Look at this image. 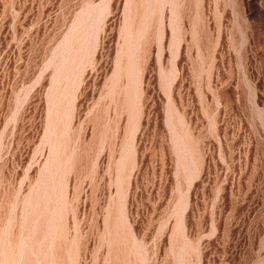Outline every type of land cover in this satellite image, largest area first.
I'll return each mask as SVG.
<instances>
[{
	"label": "rangeland",
	"instance_id": "374dc122",
	"mask_svg": "<svg viewBox=\"0 0 264 264\" xmlns=\"http://www.w3.org/2000/svg\"><path fill=\"white\" fill-rule=\"evenodd\" d=\"M0 264H264V0H0Z\"/></svg>",
	"mask_w": 264,
	"mask_h": 264
}]
</instances>
